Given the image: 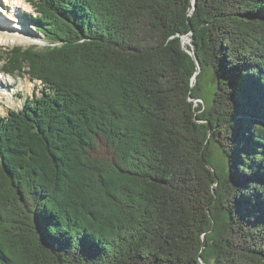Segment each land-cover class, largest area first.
<instances>
[{
  "label": "trees",
  "instance_id": "16d2710c",
  "mask_svg": "<svg viewBox=\"0 0 264 264\" xmlns=\"http://www.w3.org/2000/svg\"><path fill=\"white\" fill-rule=\"evenodd\" d=\"M29 2L49 45L1 68L47 92L0 115V264H264V0Z\"/></svg>",
  "mask_w": 264,
  "mask_h": 264
},
{
  "label": "rangeland",
  "instance_id": "374dc122",
  "mask_svg": "<svg viewBox=\"0 0 264 264\" xmlns=\"http://www.w3.org/2000/svg\"><path fill=\"white\" fill-rule=\"evenodd\" d=\"M28 1L10 0L6 3L4 0H0V35L4 39L7 38L5 42L0 43V57L3 51L15 46L22 48L34 46L36 49H41L49 45L44 35L36 30L25 16L28 14L31 17L36 16ZM13 7H20L17 10L18 16ZM186 40L189 42L188 46L191 47L190 41ZM1 67L2 62H0V70H2ZM6 80L7 87L0 93V115L3 117L8 116L10 111L22 110L26 101L39 98L43 96L44 92H47L40 82L31 80L27 74L22 72L13 73ZM214 163L219 168L224 165L223 156L220 152L214 154Z\"/></svg>",
  "mask_w": 264,
  "mask_h": 264
},
{
  "label": "water",
  "instance_id": "95a60500",
  "mask_svg": "<svg viewBox=\"0 0 264 264\" xmlns=\"http://www.w3.org/2000/svg\"><path fill=\"white\" fill-rule=\"evenodd\" d=\"M194 1L195 0H193V6H192V10H191V13L193 12V10H194V8H195V4H194ZM191 34H192V32L191 33H189L187 36H183L182 38H181V43H182V45H183V39L185 38V37H188L189 39H190V43H191V41H192V39H191ZM191 47H192V44H191ZM184 50L192 57V59L194 60V62L196 63V73H195V75H194V77L192 78V81H191V84H192V86L195 84V82H196V76H197V74H199V72H200V65H199V62H198V60H197V58H196V56H195V54H194V52L192 51V49L191 50H189V49H187V48H184ZM190 101H192L191 99H189ZM201 264H203L202 262H201Z\"/></svg>",
  "mask_w": 264,
  "mask_h": 264
},
{
  "label": "bare ground",
  "instance_id": "6f19581e",
  "mask_svg": "<svg viewBox=\"0 0 264 264\" xmlns=\"http://www.w3.org/2000/svg\"><path fill=\"white\" fill-rule=\"evenodd\" d=\"M13 19V18H12ZM9 37V36H8ZM7 39V38H6ZM6 39H4V37L2 36V35H0V43H3V42H5L6 41ZM186 39H188L189 41H190V39L188 38V37H185L184 39H183V45H189V42L186 40ZM184 42H185V44H184ZM1 81V80H0Z\"/></svg>",
  "mask_w": 264,
  "mask_h": 264
}]
</instances>
